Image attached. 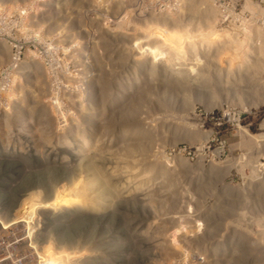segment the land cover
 <instances>
[{
    "label": "rangeland",
    "instance_id": "obj_1",
    "mask_svg": "<svg viewBox=\"0 0 264 264\" xmlns=\"http://www.w3.org/2000/svg\"><path fill=\"white\" fill-rule=\"evenodd\" d=\"M227 1L0 0L1 264H264Z\"/></svg>",
    "mask_w": 264,
    "mask_h": 264
},
{
    "label": "built area",
    "instance_id": "obj_2",
    "mask_svg": "<svg viewBox=\"0 0 264 264\" xmlns=\"http://www.w3.org/2000/svg\"><path fill=\"white\" fill-rule=\"evenodd\" d=\"M220 11L221 13L217 18L219 29H216L212 34L224 35L229 39L239 38L236 50L240 49V53L246 54L252 51L255 52L258 49L264 50V0H231L221 5ZM232 41L229 40L228 43L231 44ZM261 75L264 77V70L261 71ZM231 120L235 121V118ZM242 131L246 135L264 133V116L259 123L258 132L253 133L249 124L242 128ZM260 143L264 144V139ZM253 165L255 168L257 193L260 196L258 198L260 201L259 210L264 212V192L260 193L258 191L259 187L264 186V153L261 152ZM1 190L2 188L0 192ZM5 226L0 221V228Z\"/></svg>",
    "mask_w": 264,
    "mask_h": 264
},
{
    "label": "bare ground",
    "instance_id": "obj_3",
    "mask_svg": "<svg viewBox=\"0 0 264 264\" xmlns=\"http://www.w3.org/2000/svg\"><path fill=\"white\" fill-rule=\"evenodd\" d=\"M120 1V0H119ZM211 3V2H210ZM213 5V4H212ZM215 7H213V6H209V8H208V13H207V21L208 20H215L216 18H215ZM212 18H214V19H212ZM210 20V21H211ZM208 23V22H207ZM217 36V35H216ZM218 41V40H217ZM229 41V40H228ZM214 42H216V41H214ZM212 44V43H211ZM216 43H214V45H215ZM169 46V45H168ZM211 46V45H210ZM225 46V45H224ZM223 45H222V47H224ZM240 46V45H239ZM152 47V46H151ZM221 46H220V48H222ZM157 48V47H156ZM165 48V47H164ZM218 48V47H217ZM216 49V48H215ZM222 49H225V48H222ZM220 50V49H219ZM219 50H216L214 53H216V54H218L217 53V51L219 52ZM239 49H237V51H238ZM225 51V50H224ZM152 52V51H151ZM154 53V52H153ZM222 53V52H221ZM220 53V54H221ZM257 53V55L258 56H255V54ZM121 56V55H120ZM219 56V55H218ZM255 56V57H254ZM214 57H216V56H214ZM126 59V58H125ZM214 60V59H213ZM263 60H264V50L263 49H258L257 51H255V52H250V53H246V55L243 57V59H242V61H243V63H244V67H248V68H250V67H258L259 65H262V69H261V71L264 69V63H263ZM242 67H243V65H241ZM260 71V72H261ZM198 72V71H197ZM245 79L247 78V77H244ZM235 79H237V78H235ZM264 79V78H263ZM239 80V79H238ZM242 81H244L243 79L242 80H239V85H238V87L240 86H243L242 85ZM236 86V85H235ZM247 88H252V89H250L249 91L251 92V91H253V93H251V94H253L254 95V97L252 96V98H254L253 100H252V103L255 105V103H258L257 101H260V100H262L263 98H264V94H262V88H264V84L261 82L259 85H258V87L257 88H255L254 86H251V87H247ZM240 89V88H239ZM241 89H243V87L241 88ZM244 89H245V87H244ZM240 91V90H239ZM249 91H247V89H246V92H249ZM263 91H264V89H263ZM246 92L244 93V95L246 94ZM243 94V93H242ZM250 94V95H251ZM237 95H238V91H237ZM243 96V95H242ZM246 96V95H245ZM237 97V96H236ZM240 97H241V95H240ZM251 97V96H250ZM242 98H244V97H242ZM235 99V98H234ZM239 99V98H238ZM240 100H244V99H241L240 98ZM261 102V101H260ZM263 104V103H262ZM248 105V104H247ZM165 106V105H164ZM249 106V105H248ZM42 107V106H41ZM130 107V106H129ZM44 112H45V110H44ZM47 123V122H46ZM49 129V128H48ZM193 134V133H192ZM197 134V133H196ZM200 135V134H199ZM202 135V134H201ZM240 135H241V140L239 141V144H240V146L241 147H245L247 150V152L245 153V154H247L249 157H251V160L252 161H254V162H256L257 161V158H258V156L261 154V152L262 153H264V144H262V143H260L261 142V140H263L264 139V133H262V132H260V133H257V134H254V135H251V134H245L244 133V131H242L241 132V130H240ZM190 138V137H189ZM258 138H260V139H258ZM250 153H251V155H250ZM240 163V162H239ZM256 164H258V163H256ZM257 189V188H256ZM257 191V190H256ZM258 191L260 192V193H262V192H264V186H262V187H259L258 188ZM260 197V196H259ZM262 215V214H261ZM263 220V219H262ZM264 221V220H263ZM264 230V229H263ZM237 232V231H236ZM236 239V238H235ZM253 241V240H252ZM246 244V243H245ZM259 250V249H258ZM259 259V258H258Z\"/></svg>",
    "mask_w": 264,
    "mask_h": 264
}]
</instances>
